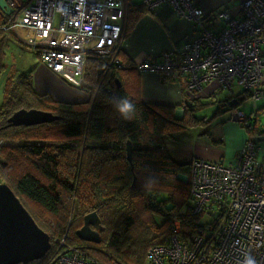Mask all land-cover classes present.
Masks as SVG:
<instances>
[{"label": "trees", "instance_id": "obj_1", "mask_svg": "<svg viewBox=\"0 0 264 264\" xmlns=\"http://www.w3.org/2000/svg\"><path fill=\"white\" fill-rule=\"evenodd\" d=\"M4 10L0 7V73L5 69V47L17 37L14 30L3 28L7 23ZM147 11L143 1L127 3L124 35ZM118 54L120 63L109 64L87 53L83 82L76 87L88 98L76 102L37 92L30 70L11 69L5 77L0 104V181L10 186L51 242L41 258L16 264H50L62 239L66 246L81 248L101 264H146L147 248L167 242L175 219L185 243L218 224L219 213L212 208L193 211L189 182L177 178L189 172L191 160L173 159L165 144L166 138L201 121L194 115L196 103H187L178 118L175 106L142 101L135 86V63ZM243 92L244 98L252 95L246 89L238 94ZM21 108L48 111L56 118L17 124L11 116ZM262 113L264 109H253L248 113L251 127L242 124L256 145L258 136L264 134L258 121ZM90 211L97 213L102 224L99 242L75 234ZM203 211L213 217L201 221Z\"/></svg>", "mask_w": 264, "mask_h": 264}, {"label": "built area", "instance_id": "obj_2", "mask_svg": "<svg viewBox=\"0 0 264 264\" xmlns=\"http://www.w3.org/2000/svg\"><path fill=\"white\" fill-rule=\"evenodd\" d=\"M130 1L2 0V13L7 17L3 28L29 30L31 34L22 38L23 42L35 48L53 72L79 86L88 52L109 64L120 63L118 52ZM142 1L149 10L170 4L199 32L197 38L180 44L176 53L164 51L156 58L139 61L138 71L157 72L165 80L181 77L192 95L211 82L222 89L238 85L250 90L253 106L264 95V0H238L239 15L222 9L212 16L194 0ZM209 16L222 21V28ZM226 113L251 127L250 115L243 110L231 107ZM183 174L194 198L193 211L212 208L219 213L218 224L185 243L179 237L180 223L175 219L167 242L147 248L145 263L264 264V155L258 156L253 137L247 136L233 163L196 157L191 160L189 172ZM50 264L101 263L75 245L66 246L62 239Z\"/></svg>", "mask_w": 264, "mask_h": 264}, {"label": "crops", "instance_id": "obj_3", "mask_svg": "<svg viewBox=\"0 0 264 264\" xmlns=\"http://www.w3.org/2000/svg\"><path fill=\"white\" fill-rule=\"evenodd\" d=\"M194 3L199 5L204 13L211 14V16L222 9H226L233 15L241 13L238 0H194ZM211 16L209 20L216 26L223 23L220 20L213 21ZM204 22L208 24L206 20ZM198 32L189 19L179 16L170 4L163 3L138 18L123 38L119 51L120 56L128 58L136 65L143 59L156 58L164 51L176 53L180 44L197 38ZM33 65L38 83L43 89L39 88L41 93H47L54 99L69 102L88 98L83 90L64 80L40 59L35 60ZM135 72L138 97L142 101H155L175 106L179 117L189 99H192V103H196L197 107L203 104L202 99H210L212 101L209 103H217L213 114L196 116L201 119L199 123L177 131L168 140L166 146L173 159L184 162L200 157L229 164L235 161L248 133L242 124L226 113V109L229 101H233L234 98H239L236 102L237 107L242 103L245 99V92L238 94L242 89L236 91L234 85L231 88L222 89L216 82H211L192 95L186 91L185 82L181 77L165 80L157 72L138 71L137 68ZM261 87L264 89V76ZM34 88L38 91L36 86ZM260 98H262L261 104L258 105L257 100L249 112L253 109L259 111L264 109V95ZM258 121L261 126H264V120L262 122L261 117ZM258 139V156L262 157L264 155V134L259 135Z\"/></svg>", "mask_w": 264, "mask_h": 264}, {"label": "water", "instance_id": "obj_4", "mask_svg": "<svg viewBox=\"0 0 264 264\" xmlns=\"http://www.w3.org/2000/svg\"><path fill=\"white\" fill-rule=\"evenodd\" d=\"M237 99L229 101L227 109L236 104ZM226 109V110H227ZM175 117L177 110H175ZM51 112L38 109L21 108L16 110L11 119L17 124L49 122L55 119ZM127 159H131V144L126 142ZM177 178L185 181V174ZM102 224L95 211L83 216L82 225L76 229L78 238L85 241L99 242ZM49 234L34 220L10 186L0 181V264L27 263L39 259L50 249Z\"/></svg>", "mask_w": 264, "mask_h": 264}, {"label": "rangeland", "instance_id": "obj_5", "mask_svg": "<svg viewBox=\"0 0 264 264\" xmlns=\"http://www.w3.org/2000/svg\"><path fill=\"white\" fill-rule=\"evenodd\" d=\"M135 1L140 2L141 0H135ZM3 6H4V3L2 2V0H0V7H3ZM231 15H233V14H231ZM214 19H215V21H218V19H216V18H214ZM222 26H223V23L219 25V28H222ZM28 34H31V32L29 30L23 29V28H18V30L16 32L17 37L13 40H10L8 42L7 46L5 47V54H4V58H3V62L5 63V69L0 73V104L2 102V88H3L4 80H5L7 73L11 69H16L19 72H24V71L30 70V72L32 73V77H33L32 78L33 85L36 86V89L38 90L37 92L41 93V91H39V90L40 89L43 90L40 83H38V79H37L35 69H34L35 66L33 65L34 61L35 60L38 61V59H40V58L37 55L36 49L26 45L22 40V38H25ZM94 54H96V53H94ZM234 86H235L234 90H236V91L242 89V87H240V86H237V85H234ZM261 99L262 98L258 99V101H257L258 105L261 104V102H262ZM65 100H67V99H65ZM210 101H212V100L202 99L203 104H201L199 107H195L194 115L195 116H201L203 114H213L212 112L216 109L217 103L216 102L209 103ZM252 106H253L252 105V98L248 97V98L243 99L242 103H240L237 108L248 113ZM182 114H183V111L180 112V116H182ZM260 117H261V120L263 122L264 113H262L260 115ZM170 138L171 137H168L165 139V144L168 143V140ZM260 155H261V153H260ZM182 181H184V180H182ZM185 181H187L186 177H185ZM211 217H213V214H209L208 211H203L200 214V220L201 221H206Z\"/></svg>", "mask_w": 264, "mask_h": 264}]
</instances>
